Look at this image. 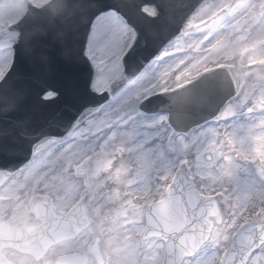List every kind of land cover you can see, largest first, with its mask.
Wrapping results in <instances>:
<instances>
[{
	"label": "clouds",
	"instance_id": "clouds-1",
	"mask_svg": "<svg viewBox=\"0 0 264 264\" xmlns=\"http://www.w3.org/2000/svg\"><path fill=\"white\" fill-rule=\"evenodd\" d=\"M44 3L51 5L53 0H44ZM94 6L87 0H64V8L71 15L72 22L78 16L83 19L84 13ZM189 6L194 7L186 17L177 14ZM201 6V0H166L161 7L166 13L168 27L153 30L150 33L151 44L149 39L140 42L141 47L158 48L147 64L139 68L132 66L127 74L124 68L127 79L115 84L110 92H97L90 83L89 92L99 98L95 105L84 108L73 122L61 129L60 135L44 132L32 136L28 143V155L20 163L24 180L17 187L15 196L0 194V226L20 227L27 222L53 233L59 222L68 223L70 217H78L81 209L90 210L94 215L93 228L102 222L121 225L131 222L133 227L122 233L123 239L130 244L139 242L132 239L134 236L138 238L145 234L163 233L161 238L164 244L156 245L161 256H172V261L182 257V264H195L196 260H203L199 251L204 248L212 247L216 250L214 255L219 253L223 256L225 250L230 255L237 253L242 244H261L264 240V222H261L259 230L254 231L256 221L248 217L244 218L243 223L223 219L210 199L205 201V207L201 208L194 222L179 198L173 202L168 193L153 195L147 189L130 190L141 177V169L134 167L133 163L140 161L136 133L145 121H150L157 130L164 129L170 139H178L188 148L196 138L200 123L198 117L205 121H217L225 116L227 100L235 99L229 96L214 114L196 104L198 95L194 92V83L211 75L200 72L203 61L221 53L231 57L233 49L249 43L257 35H264V0H242L230 10L232 19L237 21L240 29L239 32L233 30L231 36L220 31L222 22H195V12ZM36 12L46 15L43 7L36 9L33 16ZM190 23L192 27L188 30ZM173 28L178 30L170 34ZM245 32L248 36L241 40ZM134 35L135 45L139 33L135 30ZM225 38L230 41L228 45L224 44ZM177 40L182 43L177 45ZM171 47L179 48L181 54H171ZM204 53H208V56ZM258 64L264 66V59L258 60ZM193 73L199 75L194 77ZM128 80L132 81L130 86ZM49 93L51 98L45 99ZM57 96L58 93L47 91L41 99L49 101ZM89 109L93 111L89 112ZM178 112L183 113V119H178ZM21 136L27 139L23 132ZM47 139L59 142L39 153L35 151V145ZM10 154L5 151V155ZM200 161L201 154L197 151L196 171L188 174V182L193 190H196L197 177L205 189L214 183L224 187V165L213 171L210 158L207 171H202ZM181 163L192 161L182 160ZM260 184L264 190V179L260 180ZM228 193L229 189L224 187L221 195L225 202ZM162 201L168 204L166 215L161 209ZM55 205L73 207V212L54 217L48 210ZM261 216L264 217V210ZM143 217H146V224L138 223V218ZM224 236L228 237L227 241ZM172 240L177 243L173 244ZM194 246L198 250L193 255L190 253ZM126 255L117 252L107 264H123ZM239 259L237 255L236 260ZM47 262L57 264L56 256L50 255ZM128 264L135 262L129 261Z\"/></svg>",
	"mask_w": 264,
	"mask_h": 264
},
{
	"label": "water",
	"instance_id": "water-1",
	"mask_svg": "<svg viewBox=\"0 0 264 264\" xmlns=\"http://www.w3.org/2000/svg\"><path fill=\"white\" fill-rule=\"evenodd\" d=\"M87 2L95 6L84 13L83 19L78 16L72 22L71 15L64 8V0H59L62 7L58 11L49 8L45 10L46 15L36 12L33 16L35 10H32L29 18L18 26L17 30L21 37L13 47L15 55L12 67L5 80L0 82V97L7 95L18 98L15 107H9L6 111L0 110V171L7 173V177L21 166V161L28 155V143L32 136L44 132L60 135L61 129L73 122L84 108L98 102L99 98L89 92L93 69L84 55L86 39L94 17L108 9H115L139 33L137 43L123 60L126 74L132 66L137 68L143 66L158 51L154 46L141 47L140 42L149 39L151 44L150 33L168 27L166 13L161 7L166 0H87ZM55 3L57 0H53V4ZM144 5L155 8L158 13L156 19H152V16L141 10ZM193 7L189 6L177 14L186 17L192 12ZM177 30L171 29L170 34ZM28 32L32 35L25 40L24 34ZM210 74L209 78L194 83L193 88L198 95L195 98L196 104L214 114L225 104L229 96L238 93L243 75L232 69H220ZM47 91L56 92L58 96L53 100H42V95ZM178 119H183L182 112H178ZM198 119L200 123L205 121L199 117ZM21 132L27 139L21 136ZM5 151L11 154L5 155ZM18 152L23 154H15ZM257 172L264 179L262 173L259 170ZM6 178L0 177V185ZM169 191L172 201L179 198L184 208L188 210L189 218L194 222L201 208L205 207L206 200L210 199L216 204L212 198L197 195L183 174H179L168 187L167 193ZM216 212L219 213L217 204ZM85 222L86 225L87 221ZM61 223L62 221L59 222ZM260 226L261 223L254 224L253 230H259ZM55 231L58 232L57 229ZM39 232L42 235L43 230ZM162 235L163 233L156 236L161 238ZM146 236L150 235L145 234L144 237ZM31 243L35 244L34 241ZM172 243L176 244L177 241L172 240ZM92 249L96 250L95 245ZM166 259L167 264H170L173 257L166 256Z\"/></svg>",
	"mask_w": 264,
	"mask_h": 264
},
{
	"label": "rangeland",
	"instance_id": "rangeland-1",
	"mask_svg": "<svg viewBox=\"0 0 264 264\" xmlns=\"http://www.w3.org/2000/svg\"><path fill=\"white\" fill-rule=\"evenodd\" d=\"M23 1L4 0L0 5V20L9 16L14 17L20 15L24 8ZM218 2L219 0H207L203 3L215 5ZM241 2L242 0H229V3L232 5L231 9ZM145 9L150 13L153 12L151 8ZM229 15L230 13H222L217 20L218 22H222L219 25L220 31L226 33L227 36H231L233 30L240 31L237 21L232 19L231 16L228 17ZM226 17L228 18L223 20ZM247 36L248 33L245 32L240 39L244 40ZM175 43L179 45L182 42L177 40ZM229 43L230 41L225 38L224 44L228 45ZM169 51L173 55L181 54V50L177 47H171ZM262 54H264V35H257L249 43L233 49L231 57L224 56L221 53L220 56L203 61L200 72H206L218 66L228 65L239 71L249 73L240 94L226 105V107L229 105L234 106V112L221 117V120H224V117H228L229 115H235L240 108L243 110L253 97L259 96L261 92H264V73L257 72V69L264 67L258 64V60L262 58ZM204 55L208 56V53H204ZM2 60L3 57H0V61ZM254 64L256 66L251 67ZM196 75H199V73H193L194 77ZM94 77L95 69L93 79ZM254 111H259L260 113H258L257 117L255 116L256 118L248 119L247 122L249 123L237 120L235 117L234 119L226 121V123L221 121L217 126L210 124L197 128L195 133L196 138L188 148H185L184 145L179 143L178 139H170L164 129L157 130L155 125L146 120L144 125L136 133L137 140L139 141L137 153L140 155V161L139 163H133L134 167L141 169V177L135 181L130 190L147 189L153 195H157L158 192L165 193L166 187L179 171L184 172L187 176L189 172L196 171L195 156L197 151H199L201 154L200 164L202 171H207L210 158L213 162V171L221 164L224 165L223 185L229 189V193L227 194L228 200L225 202L221 195L224 192V187H221L219 183H214L211 187L205 189L204 184L197 177L195 182L198 193L202 195H214L218 201L223 219L229 221L235 219L237 223H243L245 217L255 221L264 219L261 216L264 205L259 203L260 200L259 202L255 201L257 204L253 205L252 208L254 210L252 212L250 211L251 208L248 209L254 199L258 200V198L260 199L264 195L257 169H254L251 163L246 161L247 157L253 158L256 164L264 167V164L261 163V161H264V155L261 154V151L264 150V141L260 140V136L264 134V130H260L258 127L260 119L264 118V112H261L258 108ZM250 128L255 133L254 135H249L248 129ZM218 131L222 134L221 137L226 139L225 145L216 136L215 132L217 133ZM173 148L175 152H169ZM182 160L192 161V163H181ZM4 193L12 195L16 194V190L8 188L1 194ZM140 203H144V201H140ZM57 206L63 208L66 205L63 207ZM258 208H261L260 212L257 210ZM85 212L91 221L88 228L84 229L76 238L68 240V243L63 242L52 246L47 251V257L50 255L57 257L58 254L66 251H79L84 253L88 249L86 245L93 241V237L98 236L100 237L99 248L101 252L109 249L114 255L117 252L127 254L123 259V264H128L129 261H134L135 264H162L160 249L156 247L160 243L155 239L142 241V237L137 238L134 236L132 237L133 240H139L135 244H130L123 239L122 233L133 227L131 222L122 225L115 222L110 224L102 222L93 228L92 221L94 220V215L90 210H85ZM143 218H138V223H144ZM214 252L216 250L212 247L204 248L199 251V256L203 260H206L212 257ZM216 255H219V253H216ZM104 256L108 258V255L105 253L103 258ZM150 257L153 259L152 262ZM87 264H95V262L90 259Z\"/></svg>",
	"mask_w": 264,
	"mask_h": 264
},
{
	"label": "snow or ice",
	"instance_id": "snow-or-ice-1",
	"mask_svg": "<svg viewBox=\"0 0 264 264\" xmlns=\"http://www.w3.org/2000/svg\"><path fill=\"white\" fill-rule=\"evenodd\" d=\"M58 11L62 5L57 0V3L46 5L44 0H31L30 5L24 6L23 11L18 16H9L0 20V81L5 80L11 67L13 57V47L21 37V33L17 30L27 18L32 10L41 9ZM232 5L229 0H219L215 5H207L202 3L201 8L197 9L194 16V21L199 23L203 21L205 24L216 22L222 13L230 11ZM152 17L158 15L157 11L150 14ZM191 23L188 30H191ZM230 27H232L230 25ZM135 29L129 25L127 20L119 13L114 11L101 12L92 22L90 32L88 34L87 44L85 46L84 55L91 61L95 69V77L92 81V87L97 92L111 91L113 86L122 80H126L124 72L123 60L128 52L132 49L135 42ZM32 35L31 32L24 34V39ZM264 59V54L262 58ZM258 73H264V67L257 69ZM247 76L249 73H243ZM132 84L128 80V85ZM51 93L45 96V99H50ZM17 97H9L3 95L0 97V110L6 111L9 107H15ZM247 111L252 114L255 109H260L264 112V92L246 104ZM234 106L229 105L224 115L234 112ZM258 127L264 130V118H261ZM249 135L255 133L250 128ZM260 140L264 141V134L260 136ZM58 140H42L35 145V151L39 152L47 148L49 145L58 143ZM231 143V141H229ZM264 155V150L261 151ZM254 162V161H253ZM264 164V161H261ZM264 173V167L261 168ZM7 173L0 171V177H7ZM167 179V177H165ZM169 199H172L169 191ZM168 204L165 201L161 202L162 212L167 214ZM39 226H29L20 228L17 226H0V264H48L47 251L49 242L45 239L43 245H33L28 234H34ZM52 235L58 236L54 230ZM228 237L224 236L227 241ZM22 241V242H18ZM198 248L193 247L190 254H195ZM240 259L237 261L236 256ZM57 264H71V261L63 255L58 254ZM100 264H103L101 261ZM170 264H182V257H177ZM195 264H264V240L260 245L242 244L239 251L235 254H229L227 250L224 255H213L206 260H196Z\"/></svg>",
	"mask_w": 264,
	"mask_h": 264
},
{
	"label": "flooded vegetation",
	"instance_id": "flooded-vegetation-1",
	"mask_svg": "<svg viewBox=\"0 0 264 264\" xmlns=\"http://www.w3.org/2000/svg\"><path fill=\"white\" fill-rule=\"evenodd\" d=\"M21 172H18V174H20ZM20 177H24V173L22 174V175H20V176H14V177H12L9 181H8V183H10V182H13V183H16V182H20L21 180H19V178ZM66 211V210H65ZM65 254H68V253H65Z\"/></svg>",
	"mask_w": 264,
	"mask_h": 264
}]
</instances>
